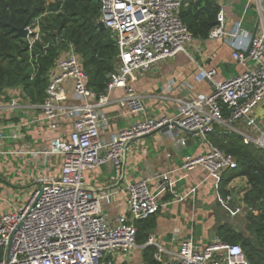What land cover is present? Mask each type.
<instances>
[{
  "label": "built area",
  "instance_id": "1",
  "mask_svg": "<svg viewBox=\"0 0 264 264\" xmlns=\"http://www.w3.org/2000/svg\"><path fill=\"white\" fill-rule=\"evenodd\" d=\"M98 2L99 22L117 47V63L104 91L97 95L88 87L80 59L69 45L49 70L42 103L31 102L19 88L5 90L7 99L0 100V264H115L117 257L128 262L137 248L147 245L156 248L154 257L163 264H248L239 244L216 235L204 246L182 239L174 253H167L152 237L137 244L133 222L157 213L160 194L175 182L169 178L171 172L153 173L120 191L96 192L88 181L103 165L112 167L115 179L121 178L127 143L160 131L182 148L186 137L180 132L200 140L204 151L187 156L175 170L188 173L199 167L215 190L221 174L235 169L236 161L208 142L214 125L264 150V130L251 136L236 127L238 122L255 127L252 111L264 98V25L245 47L236 45L244 29L239 21L231 31L225 30L224 10L219 7L208 38L226 39L233 47L232 59L245 70L217 81L215 71L203 73L213 81L211 93L178 100L171 117H153L133 84L156 64L187 53L193 37L179 17L182 0ZM250 3L261 12L260 0H246ZM25 30L32 47L40 37L39 26L35 22ZM247 60L252 67H247ZM68 82L73 102L65 88ZM115 89L124 90L116 103L128 125L105 141L101 135L110 118L102 107ZM61 120L68 123L67 129ZM49 132L56 134L44 137ZM197 187L188 193L193 195ZM121 191L124 211L111 217L107 208ZM217 201L232 216L241 211L229 207L230 195H218ZM165 254H171L166 263ZM106 257L110 259L105 262Z\"/></svg>",
  "mask_w": 264,
  "mask_h": 264
},
{
  "label": "crops",
  "instance_id": "2",
  "mask_svg": "<svg viewBox=\"0 0 264 264\" xmlns=\"http://www.w3.org/2000/svg\"><path fill=\"white\" fill-rule=\"evenodd\" d=\"M216 1L224 10L225 30L231 31L239 21L244 29L245 34L238 38L236 45L245 47L248 38L254 32L256 36L261 34L264 25V0H260L261 12H258L253 4L247 5L246 0ZM232 50L233 47L226 39H193L187 53H178L173 59L156 64L136 79L133 89L143 97L150 116L171 117L176 112L178 100L211 93L213 81L203 78V73L215 71L213 80L217 81L237 76L245 70L232 59ZM246 65L252 67L248 60ZM65 88L69 101L73 102L70 82L65 84ZM123 93V89L113 90L108 103L102 107L103 112L110 118L108 129L101 135L102 140H109L128 125L116 103ZM252 112L256 121L254 128L245 127L241 122H238L236 127L251 136H256L257 130H264V98ZM61 123L67 129L68 123L62 120ZM54 134L56 133H45L44 137ZM178 134L186 137V147H180L163 131L128 142L123 157L121 178L115 179L112 167L103 165L92 173V180L88 181L96 192L111 189L120 191L126 184L149 177L153 173L171 172L169 178L175 182L172 187L160 194V208L153 215L154 229L148 234V237H152L153 241L167 253L176 252L179 241L186 238H191L198 246L206 245L213 239L214 229L220 224L239 228L244 207L240 200L246 190V180L241 177L232 179L225 186V191L231 197L229 203L241 210L232 216L217 201L218 195H225L214 189L212 180L206 179L203 169L197 167L188 173L175 170L187 156L204 151V145L197 137L181 132ZM197 185L196 192L190 195L189 189ZM228 193L226 195H229ZM186 194L188 195L183 200L175 201L176 197ZM124 207V192L121 191L113 204L107 208L109 216L113 217L123 212ZM170 255H163L162 261L166 263L170 260Z\"/></svg>",
  "mask_w": 264,
  "mask_h": 264
},
{
  "label": "trees",
  "instance_id": "3",
  "mask_svg": "<svg viewBox=\"0 0 264 264\" xmlns=\"http://www.w3.org/2000/svg\"><path fill=\"white\" fill-rule=\"evenodd\" d=\"M47 1L0 0V100L7 99L5 90L19 88L31 102L42 103L49 70L69 45L80 59L88 87L97 95L105 89L107 76L117 63V47L106 30L97 28L98 0ZM218 10L216 0H182L179 17L193 39L204 40L216 25ZM35 22L40 37L29 47L16 30ZM207 140L236 161L235 169L221 174L218 191L226 195L224 188L232 179L246 180L239 228L220 224L215 235L226 243L239 244L248 264H264V150L244 144L238 133L219 125H214ZM229 207L234 205L229 203ZM133 224L137 244L144 245L154 229L153 215ZM156 251L149 245L141 248L136 264H163L155 259Z\"/></svg>",
  "mask_w": 264,
  "mask_h": 264
},
{
  "label": "rangeland",
  "instance_id": "4",
  "mask_svg": "<svg viewBox=\"0 0 264 264\" xmlns=\"http://www.w3.org/2000/svg\"><path fill=\"white\" fill-rule=\"evenodd\" d=\"M47 3H49V4H54V0H48L47 1ZM55 8H53V10H54ZM8 180H10V181H12V177L11 178H8ZM229 194V193H228ZM230 195V194H229ZM8 198H11L10 196H8ZM138 254H139V248H137L135 251H134V255L129 259V263L130 264H136V263H138L137 262V257H138ZM122 262V258H120V257H117L116 259H115V264H120Z\"/></svg>",
  "mask_w": 264,
  "mask_h": 264
},
{
  "label": "water",
  "instance_id": "5",
  "mask_svg": "<svg viewBox=\"0 0 264 264\" xmlns=\"http://www.w3.org/2000/svg\"><path fill=\"white\" fill-rule=\"evenodd\" d=\"M56 10V8L54 9ZM26 26V25H25ZM25 26H23L22 28H19L16 30V35L20 38H26V30H25ZM97 28L98 30H105L104 25L102 24V22H98L97 24ZM255 36V32L252 34L251 38H254ZM246 55V54H245Z\"/></svg>",
  "mask_w": 264,
  "mask_h": 264
}]
</instances>
